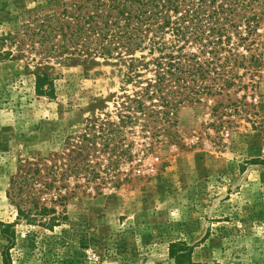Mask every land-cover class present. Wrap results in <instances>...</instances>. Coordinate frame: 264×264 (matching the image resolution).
I'll return each instance as SVG.
<instances>
[{
	"label": "rangeland",
	"instance_id": "obj_1",
	"mask_svg": "<svg viewBox=\"0 0 264 264\" xmlns=\"http://www.w3.org/2000/svg\"><path fill=\"white\" fill-rule=\"evenodd\" d=\"M64 1L0 0V33L59 11ZM259 32L260 66L240 69L237 85L221 95L180 105L173 140L162 136L141 161L126 164L119 187L107 180L95 193L94 183L76 187L83 181L72 177L51 189L36 186L38 204L67 215L52 230L17 220L15 201L28 206L31 198L25 189L10 194L11 179L54 153L63 162L93 114L116 119L114 101L138 88L124 86L103 62L51 61L44 70L55 97L48 98L35 94L26 59L0 61V222L14 224L13 263L175 264L168 246L185 241L195 263L264 264V25ZM94 153L93 161L102 159ZM58 193L65 197L57 200ZM6 244L0 233V264Z\"/></svg>",
	"mask_w": 264,
	"mask_h": 264
},
{
	"label": "trees",
	"instance_id": "obj_2",
	"mask_svg": "<svg viewBox=\"0 0 264 264\" xmlns=\"http://www.w3.org/2000/svg\"><path fill=\"white\" fill-rule=\"evenodd\" d=\"M263 25L264 0H67L59 11L35 16L16 31L1 32L0 61L26 59L27 68L32 65L34 70L38 96L55 97L54 80L44 70L51 61L92 66L103 62L122 77L124 86L138 88L114 101L116 119L93 114L85 132L70 141L63 162L54 153L44 163H29L11 179L10 194L25 189L31 198L28 206L20 205L22 198L15 201L17 220L52 230L67 219L64 210L35 201L36 186L51 189L72 177L83 181L76 187L94 183L95 193L107 180L119 187L124 178L120 181L118 175L126 164L141 161L162 136L173 140L170 131L180 105L221 95L237 85L240 69L260 66ZM135 136L141 140L136 142L139 147L127 140ZM94 152L102 159L93 161ZM64 188L66 184L57 190ZM64 197L58 193L56 199ZM13 225L0 222L7 240L2 264H14ZM192 251L193 245L185 241L168 246L175 264H199L192 261Z\"/></svg>",
	"mask_w": 264,
	"mask_h": 264
}]
</instances>
